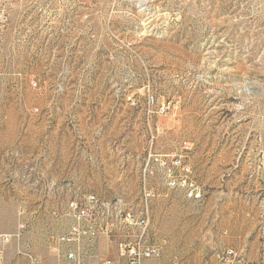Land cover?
Wrapping results in <instances>:
<instances>
[{"label": "rangeland", "instance_id": "obj_1", "mask_svg": "<svg viewBox=\"0 0 264 264\" xmlns=\"http://www.w3.org/2000/svg\"><path fill=\"white\" fill-rule=\"evenodd\" d=\"M147 192L149 264H264V0H0V264Z\"/></svg>", "mask_w": 264, "mask_h": 264}, {"label": "built area", "instance_id": "obj_2", "mask_svg": "<svg viewBox=\"0 0 264 264\" xmlns=\"http://www.w3.org/2000/svg\"><path fill=\"white\" fill-rule=\"evenodd\" d=\"M150 194L146 193V200L139 209L132 205L123 207L103 203L95 194L71 200L65 212L72 221L71 225L67 233L57 238L67 248L62 251L57 243L53 250L72 264H147L150 260L160 259L163 252L161 246L148 237ZM189 196L199 199L201 192L192 188ZM106 239L113 240L117 245L115 258L94 253L95 247ZM28 256L35 262L34 257Z\"/></svg>", "mask_w": 264, "mask_h": 264}, {"label": "crops", "instance_id": "obj_3", "mask_svg": "<svg viewBox=\"0 0 264 264\" xmlns=\"http://www.w3.org/2000/svg\"><path fill=\"white\" fill-rule=\"evenodd\" d=\"M149 208H150V206H149ZM150 220H151V208H150ZM151 228H152V220H151L150 231H149V235H148L149 239H150ZM99 252H100V243L94 249V253H99ZM147 264H149V263L147 262Z\"/></svg>", "mask_w": 264, "mask_h": 264}]
</instances>
